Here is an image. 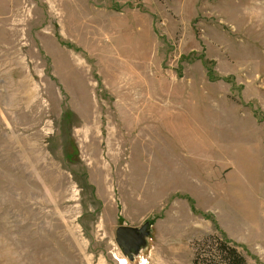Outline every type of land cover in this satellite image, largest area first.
I'll return each mask as SVG.
<instances>
[{
	"label": "rangeland",
	"instance_id": "374dc122",
	"mask_svg": "<svg viewBox=\"0 0 264 264\" xmlns=\"http://www.w3.org/2000/svg\"><path fill=\"white\" fill-rule=\"evenodd\" d=\"M212 235L264 264V0H0V264Z\"/></svg>",
	"mask_w": 264,
	"mask_h": 264
},
{
	"label": "trees",
	"instance_id": "16d2710c",
	"mask_svg": "<svg viewBox=\"0 0 264 264\" xmlns=\"http://www.w3.org/2000/svg\"><path fill=\"white\" fill-rule=\"evenodd\" d=\"M192 264H249L235 245L215 236L205 237L193 247Z\"/></svg>",
	"mask_w": 264,
	"mask_h": 264
},
{
	"label": "water",
	"instance_id": "95a60500",
	"mask_svg": "<svg viewBox=\"0 0 264 264\" xmlns=\"http://www.w3.org/2000/svg\"><path fill=\"white\" fill-rule=\"evenodd\" d=\"M149 223L145 222L140 227L118 226L115 229V241L122 253L133 259L145 245V238L148 236Z\"/></svg>",
	"mask_w": 264,
	"mask_h": 264
}]
</instances>
